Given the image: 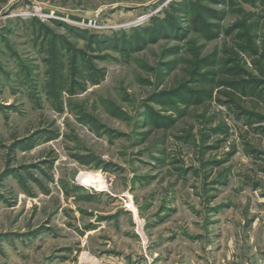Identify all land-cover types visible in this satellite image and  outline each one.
I'll list each match as a JSON object with an SVG mask.
<instances>
[{
	"label": "rangeland",
	"instance_id": "obj_1",
	"mask_svg": "<svg viewBox=\"0 0 264 264\" xmlns=\"http://www.w3.org/2000/svg\"><path fill=\"white\" fill-rule=\"evenodd\" d=\"M239 6L0 0V264L264 258V123L173 87Z\"/></svg>",
	"mask_w": 264,
	"mask_h": 264
},
{
	"label": "trees",
	"instance_id": "obj_2",
	"mask_svg": "<svg viewBox=\"0 0 264 264\" xmlns=\"http://www.w3.org/2000/svg\"><path fill=\"white\" fill-rule=\"evenodd\" d=\"M250 1L255 10L235 8V19L228 26H216L214 35L208 34L211 28L204 21V38L221 40L212 53L202 55L203 46L189 40L186 76L173 86L187 94L186 108L178 115H184L191 105L217 102L238 120L264 123V0ZM175 121L171 119L168 126ZM228 128L222 122L214 129L227 132Z\"/></svg>",
	"mask_w": 264,
	"mask_h": 264
},
{
	"label": "crops",
	"instance_id": "obj_3",
	"mask_svg": "<svg viewBox=\"0 0 264 264\" xmlns=\"http://www.w3.org/2000/svg\"><path fill=\"white\" fill-rule=\"evenodd\" d=\"M251 264H264V258H251L250 262Z\"/></svg>",
	"mask_w": 264,
	"mask_h": 264
}]
</instances>
